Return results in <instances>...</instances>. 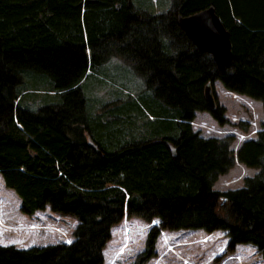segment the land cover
<instances>
[{"label":"trees","instance_id":"obj_1","mask_svg":"<svg viewBox=\"0 0 264 264\" xmlns=\"http://www.w3.org/2000/svg\"><path fill=\"white\" fill-rule=\"evenodd\" d=\"M210 6L231 36L223 67L177 22ZM151 8L149 0H0V173L24 214L50 207L78 220L73 242L0 245V264H104L125 216L160 220L134 264L156 256L161 230L181 229L226 231L230 251L251 244L264 258V130L236 153L259 172L219 191L215 182L235 161L232 137L204 138L191 126L197 111L225 122L224 107L207 105L209 82L264 110V0ZM111 56L144 78L145 97L96 113L82 83ZM40 93V106L23 104Z\"/></svg>","mask_w":264,"mask_h":264},{"label":"rangeland","instance_id":"obj_2","mask_svg":"<svg viewBox=\"0 0 264 264\" xmlns=\"http://www.w3.org/2000/svg\"><path fill=\"white\" fill-rule=\"evenodd\" d=\"M147 2L148 0H141ZM152 10H168L172 0H149ZM165 1V4H163ZM91 77L83 80L82 89L94 104V112L102 106L121 103L128 96H144V78L124 59L111 56L103 67ZM217 106L224 107V124H220L210 112L197 111L191 122L193 131L204 138L232 137L231 149L235 152L233 167L220 175L213 188L229 191L244 187L247 177L255 176L259 170L238 161L237 151L242 143L256 139L264 130L262 103L246 95L227 90L220 81L214 82ZM26 96V106L38 107L41 95ZM78 220L70 215L53 212L50 207L33 215L21 211V201L14 190L6 187L0 173V245H13L20 249L46 246L74 241V230ZM160 227V220L147 222L138 217L125 216L112 228L111 239L104 251V264H134L144 251L148 233ZM227 232L202 229L161 230L157 239L156 256L146 264H264V258L251 244L237 245L228 249Z\"/></svg>","mask_w":264,"mask_h":264},{"label":"water","instance_id":"obj_3","mask_svg":"<svg viewBox=\"0 0 264 264\" xmlns=\"http://www.w3.org/2000/svg\"><path fill=\"white\" fill-rule=\"evenodd\" d=\"M178 25L196 47L210 54L219 67L229 64L232 56V42L229 30L225 27L213 6L177 19ZM207 105L217 108L214 83H207L204 90ZM175 155V150H172Z\"/></svg>","mask_w":264,"mask_h":264}]
</instances>
